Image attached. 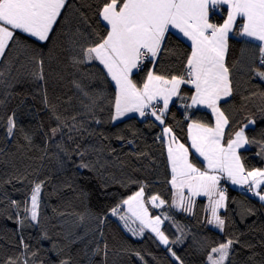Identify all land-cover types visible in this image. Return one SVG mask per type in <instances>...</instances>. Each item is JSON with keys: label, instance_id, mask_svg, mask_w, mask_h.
Instances as JSON below:
<instances>
[{"label": "snow or ice", "instance_id": "1", "mask_svg": "<svg viewBox=\"0 0 264 264\" xmlns=\"http://www.w3.org/2000/svg\"><path fill=\"white\" fill-rule=\"evenodd\" d=\"M74 7L69 0H0V85L12 88L15 83H23L28 78L32 82H44L43 50L62 34L66 38L65 51L69 54L70 66L80 73V79H73L72 84L82 97L83 114L100 124L102 121L95 113L96 110L103 111V104L107 103L110 123L133 115L141 119L150 117L158 122L161 131L156 139L163 142L166 152L171 200L166 201L159 194L146 196L147 185L140 183L138 190L112 207L108 215L121 221L133 237L142 239L145 231L154 234L177 264H184L171 245L183 242L185 230L168 214L169 209L195 215L197 199L203 197L206 205L202 209L205 213L202 222L225 233L226 218L221 211H228V196L222 181L246 189L248 194L264 203V167L247 166L241 153V149L255 145L258 148L256 155L264 160V130L258 137H250L248 130L256 131L257 125L253 115H246L244 121L233 126L226 114L227 106L232 105L236 97H240L242 104L256 97L255 91L245 89L246 95L240 92L244 84L264 86V0H100L95 7V17L105 27L102 35L83 13L79 14L73 31L68 25L69 10ZM217 16L221 22H216ZM173 36L188 42L190 49L178 70L163 66L164 55L171 51L169 41ZM234 36L245 38L244 43L255 49L251 58L227 62L229 40ZM85 66H92L97 71H85ZM13 69L15 76L11 75ZM6 72L10 80L4 79ZM94 80L111 84L112 95L109 97L104 91H96ZM41 90L44 92L43 103L56 122L44 133L46 139L42 151L47 155V146L55 142L59 153L68 156L65 134L67 140L72 141L77 136L82 137L88 129L78 119L81 113L64 117L49 104L43 84ZM12 95L10 91L4 94L5 98ZM260 95L264 97V90ZM177 106L184 110L183 118L187 121V144L182 143L172 126L166 123L170 108ZM200 110L211 114L210 123L197 118ZM258 111L261 113L260 128L264 129V107ZM0 128L10 141L17 133H22L26 145L31 148L32 137L24 133L22 127H17L16 111H7L5 99H0ZM57 136L61 140L57 141ZM117 139L124 137L117 136ZM87 151L81 150L79 143L75 144L74 154L81 157L78 167L91 170L90 164L83 160ZM193 157L200 160L202 167L197 166ZM26 179L27 176L13 175L4 183L22 184ZM45 183L46 180L31 181L32 187L26 198L23 201L10 199V205L17 210L15 222L20 228L40 227L41 239L51 240L43 229L41 217ZM4 198H8L6 194ZM165 206L162 213L153 215L150 211V207ZM247 211L254 214L251 209ZM78 219L82 226L85 216L80 215ZM96 219L97 231L103 237L100 225L107 216ZM25 221L29 223L25 225ZM165 221H170L180 235L170 240L162 230ZM60 227L63 228V224ZM86 235L87 231L77 235L69 229L63 237L64 244L53 242L51 251L59 257L58 264H73L71 254L63 253ZM239 243L238 237H226L222 242L209 245L205 249L204 264H226L233 246ZM20 244L22 251L27 253L29 245L22 236ZM108 251L106 243L102 247L97 244L91 252L82 249L87 264H95L96 256L101 257V264H107ZM130 254L147 264L139 252ZM37 255V251L32 252L33 257ZM5 264H29V259L9 257ZM40 264L44 262L40 261ZM48 264L57 262L50 259Z\"/></svg>", "mask_w": 264, "mask_h": 264}, {"label": "trees", "instance_id": "2", "mask_svg": "<svg viewBox=\"0 0 264 264\" xmlns=\"http://www.w3.org/2000/svg\"><path fill=\"white\" fill-rule=\"evenodd\" d=\"M69 2L75 5L69 10L68 26L73 31L78 24L79 14L83 13L99 34L104 33V25L95 17V7L100 0ZM215 19L216 22H221L220 16ZM65 39L61 34L54 44L49 46L52 48L51 52L49 47L43 50L44 82H32L28 78L23 83H15L12 88L0 85V99H5L7 111H16L17 127H22L23 132L32 137V146L29 148L22 133H17L10 141L0 128V264H5L9 257L27 258L29 264L33 261L36 264H40V261L48 264L50 259L56 260L58 264L59 257L51 251L52 244L54 241L64 244L63 237L69 229L77 235L87 231L84 239L71 244L63 253L71 254L73 264H87L82 249L87 248L91 252L97 244L102 247L104 243L109 249L107 264H142L135 255L130 254L134 251L139 252L147 264H177L168 250L159 244L154 234L145 231L142 239L133 237L123 228L121 221L108 215L112 207L138 190L140 183L147 185L146 196L159 194L166 201L171 200L166 152L163 142L156 139L161 126L152 118L139 119L134 116L115 124L110 123L107 103L103 104V111L96 110V118L102 121L100 124H96L90 116L83 114L85 110L80 105L82 97L72 84L73 79H80V73L70 66L69 54L65 51ZM244 40L245 38L240 36L230 38L227 62L245 61L255 54V49L245 44ZM169 48L171 51L164 55L163 66L178 70L190 51L188 43L173 36L169 41ZM18 52L19 50L14 55ZM30 67L25 71L30 70ZM84 70L97 71L92 66H85ZM11 75H16L15 69ZM4 79H11L7 72ZM136 79L140 80L141 77ZM41 84L47 93L49 104L54 105L58 113L64 117L81 113L78 119L84 122L88 132L92 133L88 135V132H85L82 137L77 136L72 141L67 140L65 134L64 143L69 149L68 156L59 153L55 142L47 146V155L42 151L45 148L44 133L56 122L43 103L44 92L41 90ZM112 87L111 84H102L100 80L93 82L96 91H104L109 97L112 95ZM245 89L257 92L256 97L244 104L241 103L239 96L236 97L233 104L227 106L226 114L233 121V126L244 121L246 115H253L257 119L256 131L250 129L247 134L250 137H258L260 131L264 130L260 128L261 113L258 111L264 107V97L260 95L264 86L252 87L244 84L240 92L246 95ZM9 91L13 95L5 98L4 94ZM183 111L178 106L170 108L166 123L172 126L180 141L187 144V121L183 118ZM197 118L204 122L212 121V116L207 110H200ZM117 136H123L124 139H117ZM56 140H61V137L57 136ZM76 143L81 145V150H88L83 160L90 164L91 170L78 167L81 157L74 154ZM257 151L255 145L241 150L247 166L264 167V160L256 155ZM142 153L146 155H141ZM192 159L197 166L202 167L200 160L196 157ZM13 175L27 176V179L22 184L15 181L12 184L4 183ZM34 180H46L41 195V217L43 229L52 237L51 240L41 239L40 227L20 228L15 222L17 210L10 205V199L23 201L26 198L32 187L31 181ZM221 184L228 187V211L221 212L226 218L225 233H220L219 230L202 222L205 216L202 209L206 205V200L200 198L196 203L195 215H188L174 208L168 210L176 224L183 227L187 234L193 235L192 240L171 247L184 264H204L205 249L209 245L222 242L226 237H238L240 243L233 246L232 255L226 264H264V203L243 194L239 189ZM4 194L7 195V199L4 198ZM166 208L167 206L156 210L150 207V211L156 215L164 212ZM53 209H56V212H53ZM248 209L254 214H250ZM59 212L65 215H58ZM20 215L23 216V213ZM80 215L85 216L82 226L78 219ZM98 216H107L104 224L100 225L103 237L97 231ZM28 223L25 221V225ZM170 223L165 221L164 225ZM61 224L63 228L60 227ZM165 228L162 230L169 236ZM21 236L29 245L27 253L22 251ZM33 251H37L38 255L33 257ZM94 261L95 264H101V257H94Z\"/></svg>", "mask_w": 264, "mask_h": 264}, {"label": "rangeland", "instance_id": "3", "mask_svg": "<svg viewBox=\"0 0 264 264\" xmlns=\"http://www.w3.org/2000/svg\"><path fill=\"white\" fill-rule=\"evenodd\" d=\"M158 209H162V208H158ZM163 227H166L165 228V230H166V232L169 234V238H170V240L171 239H174L176 236H178V235H180L177 231H176V227L175 226H173V224H167V225H162V228ZM192 238H193V235H191V234H187L186 232H185V239L183 240V242L184 241H188V240H192ZM181 244V243H180ZM180 244H173V245H175V246H178V245H180Z\"/></svg>", "mask_w": 264, "mask_h": 264}, {"label": "crops", "instance_id": "4", "mask_svg": "<svg viewBox=\"0 0 264 264\" xmlns=\"http://www.w3.org/2000/svg\"><path fill=\"white\" fill-rule=\"evenodd\" d=\"M188 43V42H187ZM134 117H137V118H139L138 116H135V115H133ZM125 118H128V117H125ZM124 118V119H125ZM139 119H141V118H139ZM241 150H244V149H241ZM221 183H224V184H226V185H229L230 187H232V188H235V189H240V187H238V186H233V185H231L230 183H228V182H226V181H222ZM202 199H204V200H206L205 198H203V197H201ZM198 199H200V198H198ZM197 199V200H198ZM154 209H156V210H160V209H157V208H154ZM222 212V211H221ZM211 227H213V226H211ZM214 228V227H213ZM216 229V228H215ZM218 230V229H217Z\"/></svg>", "mask_w": 264, "mask_h": 264}, {"label": "built area", "instance_id": "5", "mask_svg": "<svg viewBox=\"0 0 264 264\" xmlns=\"http://www.w3.org/2000/svg\"><path fill=\"white\" fill-rule=\"evenodd\" d=\"M148 118H150V117H146V119H148ZM240 191H241L243 194H246V195H248V196H251L250 194H248V193L246 192V189L241 188ZM251 197H252V196H251ZM254 198H255V197H254Z\"/></svg>", "mask_w": 264, "mask_h": 264}, {"label": "clouds", "instance_id": "6", "mask_svg": "<svg viewBox=\"0 0 264 264\" xmlns=\"http://www.w3.org/2000/svg\"><path fill=\"white\" fill-rule=\"evenodd\" d=\"M226 188H228V187H226ZM232 188V187H231ZM233 189H235V188H233ZM246 195V194H245ZM254 198V197H253ZM258 199V198H257ZM210 226V225H209ZM213 228V227H212ZM215 229V228H214ZM217 230V229H216Z\"/></svg>", "mask_w": 264, "mask_h": 264}]
</instances>
